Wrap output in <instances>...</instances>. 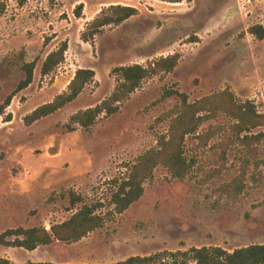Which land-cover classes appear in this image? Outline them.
Listing matches in <instances>:
<instances>
[{"label":"rangeland","instance_id":"374dc122","mask_svg":"<svg viewBox=\"0 0 264 264\" xmlns=\"http://www.w3.org/2000/svg\"><path fill=\"white\" fill-rule=\"evenodd\" d=\"M119 5L138 12L85 40L88 25ZM0 11V104L13 95L0 115V234L50 229L84 204L98 205L96 212L107 217L77 242L55 241L34 251L0 245V258L12 264H112L137 255L168 257L201 247L233 252L264 244V139L234 142L237 120L226 110L186 136L184 154L193 163L187 177L174 178L160 165L126 211L115 212L112 202L132 165L168 134L183 105L176 92L194 103L229 91L237 103L251 101L264 114V39L250 33V27L264 26V0H0ZM64 42L65 60L43 75L46 57ZM174 55L173 71L149 75L113 102L118 112L101 113L88 129L72 121L80 111L112 102L123 82L118 68H151ZM32 61L33 82L17 91L26 77L23 65ZM81 68L95 71L81 94L27 123L33 111L68 90ZM262 131L264 126L242 136ZM241 177L239 194H221ZM72 194L83 202L72 205Z\"/></svg>","mask_w":264,"mask_h":264},{"label":"trees","instance_id":"16d2710c","mask_svg":"<svg viewBox=\"0 0 264 264\" xmlns=\"http://www.w3.org/2000/svg\"><path fill=\"white\" fill-rule=\"evenodd\" d=\"M171 1L181 2L183 0ZM82 9L83 5L80 4L76 9L78 16L81 15ZM111 10L112 15L98 16L88 25L90 35L83 34L85 40L93 38L104 26L119 24L138 12L134 7L120 5L112 6ZM250 33L256 38L263 40L264 26H252L250 27ZM67 47V42H64L57 50L48 54L42 66L43 75L50 74L65 60ZM177 64L178 58L174 55L159 60L151 68H145L138 64L118 68L123 82L113 93L112 102L105 100L94 108L80 111L72 117V121L78 123L84 129L90 128L95 124L101 113L114 114L118 112L119 107L113 105V102H118L129 96L149 75L156 74L159 71L171 72ZM23 68L26 71V77L20 82L17 91L25 89L33 82L36 61L25 62ZM94 77V70L89 68L78 69L68 90L56 96L52 102L46 103L33 111L26 118L27 123L30 124L42 117L51 115L73 102ZM175 94L183 97V105L173 117L168 134L159 138L158 147L147 151L139 157L137 162L132 165L127 179L122 181L118 191L114 194L112 202L117 213H123L143 196L145 191L144 183L153 176L154 170L158 166H165L174 178L184 179L189 175L193 163L184 154L185 138L189 134L197 133L203 120L211 118L219 110H226L227 113L237 120V123L233 125L234 132L231 135V139L235 140L234 142L240 141L245 145H252L264 139V131L242 136L245 131L264 126V114L259 113L251 101L239 104L229 91L205 97L194 103H189L187 96L184 94L178 92ZM12 98L13 95H10L3 104H0V115L5 113ZM202 112H206L207 115L201 116L200 113ZM222 157L225 160L226 153H223ZM216 172L220 173L222 170L217 169ZM243 186L244 178L241 177L224 185L220 192L221 194H239ZM79 202H83L82 197L72 194L71 204L76 205ZM97 209L98 205L84 204L69 219L53 224L50 229L43 226L8 229L0 234V245L34 251L40 246L50 245L55 241L77 242L104 225L107 217L97 213ZM11 237L14 239H10ZM0 264L12 263L7 258H0ZM28 264L57 263L47 261L29 262ZM112 264H264V244H252L238 248L233 252H229L222 247H201L171 253L168 257H164L159 253L147 256L137 255Z\"/></svg>","mask_w":264,"mask_h":264},{"label":"crops","instance_id":"0c3cea01","mask_svg":"<svg viewBox=\"0 0 264 264\" xmlns=\"http://www.w3.org/2000/svg\"><path fill=\"white\" fill-rule=\"evenodd\" d=\"M30 262H36V261H30Z\"/></svg>","mask_w":264,"mask_h":264}]
</instances>
